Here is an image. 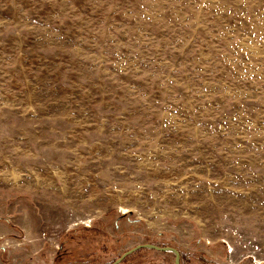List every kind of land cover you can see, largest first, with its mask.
Listing matches in <instances>:
<instances>
[{
	"label": "rangeland",
	"instance_id": "rangeland-1",
	"mask_svg": "<svg viewBox=\"0 0 264 264\" xmlns=\"http://www.w3.org/2000/svg\"><path fill=\"white\" fill-rule=\"evenodd\" d=\"M264 264V0H0V264Z\"/></svg>",
	"mask_w": 264,
	"mask_h": 264
},
{
	"label": "water",
	"instance_id": "water-1",
	"mask_svg": "<svg viewBox=\"0 0 264 264\" xmlns=\"http://www.w3.org/2000/svg\"><path fill=\"white\" fill-rule=\"evenodd\" d=\"M140 247L135 248L134 250L124 254L121 258H119L116 262H114L113 264H119L127 255H129L130 253H132L133 251L139 249ZM141 248H146V249H151V250H155V251H160V252H172L175 254V263L174 264H179V255L177 254V252L171 248H157V247H153V246H142Z\"/></svg>",
	"mask_w": 264,
	"mask_h": 264
}]
</instances>
